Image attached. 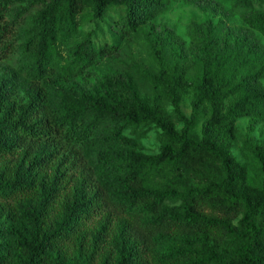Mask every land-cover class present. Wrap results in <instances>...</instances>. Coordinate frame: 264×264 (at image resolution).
<instances>
[{"label":"trees","instance_id":"1","mask_svg":"<svg viewBox=\"0 0 264 264\" xmlns=\"http://www.w3.org/2000/svg\"><path fill=\"white\" fill-rule=\"evenodd\" d=\"M263 1L237 0L264 38ZM170 2L0 0V61L21 28L36 70L20 84L0 77V264H264V133L250 146L256 185L222 143L240 118L264 124V46L212 30L200 58L180 55L149 27ZM103 22L119 37L142 36L153 66L102 75L118 49L117 37L99 39ZM61 44L71 50L65 62ZM46 76L95 87L59 86L53 104ZM188 93L189 119L179 108ZM151 127L156 155L140 145ZM96 147L102 163L116 153L118 173L92 176L84 157Z\"/></svg>","mask_w":264,"mask_h":264},{"label":"rangeland","instance_id":"2","mask_svg":"<svg viewBox=\"0 0 264 264\" xmlns=\"http://www.w3.org/2000/svg\"><path fill=\"white\" fill-rule=\"evenodd\" d=\"M41 1V0H31ZM254 7H257L254 4ZM264 11V1L260 7ZM237 0H171L170 6L162 13L157 15L155 21L151 22L150 28L153 30L155 36L164 38L173 44L177 53L188 58H200L202 56L203 36L207 31L219 30L233 34L237 38L249 41L259 47L264 46V38L255 30L246 26L241 15L244 11ZM117 12V11H116ZM112 11L113 16L117 15ZM109 13L108 16L110 17ZM93 25V24H90ZM90 25L85 24L88 29ZM165 27L169 33L164 34L162 28ZM102 37L101 40L109 41L117 37L118 49L111 60L106 61L100 68V72L104 76H113L114 73L119 74L123 71L126 65L132 62L136 65L149 66L154 64V58L150 48L142 36H135L133 38H125L117 36L114 30H108L101 24ZM18 34L14 37L18 44L17 49L7 59L0 61V77L13 78L18 84L30 81L33 74L36 73L34 68V59L28 53H25L21 48V44L25 40L27 33L24 29L19 28ZM61 54V62L69 59L71 50L70 46L61 44L59 48ZM43 86L47 90L49 101L53 104L57 103L58 96L56 88L59 86H67L75 84L81 91H89L95 87L93 78L86 79L83 77L70 78L63 84H57L53 78L44 77ZM264 85V78L261 80ZM147 91L150 92L149 89ZM191 94L185 95L179 104L182 114L189 119L191 114ZM170 105L166 106V110L171 111ZM206 119V112L203 108L197 114V121L195 124V132L200 133L201 127ZM179 128L182 125L176 123ZM235 133L233 139H224L223 145L234 157L241 163L248 165V180L253 184H258L260 174L257 169V164L252 160L250 155V146L258 143L263 139L264 124L254 122L248 117L240 118L235 122ZM130 134V131H126ZM159 129L151 127L146 135L140 140V145L143 152L151 155H156L159 148ZM115 147L119 145L113 143ZM102 147L94 148L84 160L91 161L90 171L93 177H96L98 171L103 178L112 177L121 169L120 159L115 152L110 153L107 157V163H102L100 154ZM98 170V171H97ZM70 171L77 173L76 168H69ZM100 216L95 217L97 221Z\"/></svg>","mask_w":264,"mask_h":264}]
</instances>
